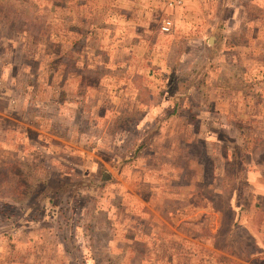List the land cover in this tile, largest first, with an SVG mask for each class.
I'll return each mask as SVG.
<instances>
[{
  "label": "rangeland",
  "instance_id": "rangeland-1",
  "mask_svg": "<svg viewBox=\"0 0 264 264\" xmlns=\"http://www.w3.org/2000/svg\"><path fill=\"white\" fill-rule=\"evenodd\" d=\"M261 190L264 0H0V264H264Z\"/></svg>",
  "mask_w": 264,
  "mask_h": 264
},
{
  "label": "built area",
  "instance_id": "built-area-1",
  "mask_svg": "<svg viewBox=\"0 0 264 264\" xmlns=\"http://www.w3.org/2000/svg\"><path fill=\"white\" fill-rule=\"evenodd\" d=\"M159 5L168 10H176L182 8L185 0H156ZM173 21L170 17H166L161 21L159 30L162 34H169L173 29Z\"/></svg>",
  "mask_w": 264,
  "mask_h": 264
},
{
  "label": "crops",
  "instance_id": "crops-1",
  "mask_svg": "<svg viewBox=\"0 0 264 264\" xmlns=\"http://www.w3.org/2000/svg\"><path fill=\"white\" fill-rule=\"evenodd\" d=\"M193 34H195V33H193ZM233 45V44H232ZM232 45H227V46H230L231 48H230V50H234V49H237V48H234V46L232 47ZM110 179L112 180L113 178L112 177H110ZM118 187L117 188H115V189H117V191L119 190V189H121V192H122V189H123V187H124V185L123 186H121V185H117ZM261 187V186H260ZM259 189H261V188H259ZM259 197H264V190H261V193H260V191H259ZM262 199V201H264V199L263 198H261ZM112 208V207H111ZM111 211H113V210H111Z\"/></svg>",
  "mask_w": 264,
  "mask_h": 264
}]
</instances>
